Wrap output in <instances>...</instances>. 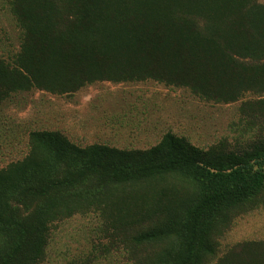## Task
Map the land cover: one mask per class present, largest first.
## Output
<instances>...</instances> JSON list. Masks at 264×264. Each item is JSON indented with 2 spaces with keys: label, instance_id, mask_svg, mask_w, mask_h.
<instances>
[{
  "label": "trees",
  "instance_id": "1",
  "mask_svg": "<svg viewBox=\"0 0 264 264\" xmlns=\"http://www.w3.org/2000/svg\"><path fill=\"white\" fill-rule=\"evenodd\" d=\"M18 30L0 57V104L38 90L154 81L246 117L243 143L206 150L167 132L145 150L80 147L33 131L0 169V264H41L49 227L99 213L128 264H264V241L219 253L264 206V0H1ZM254 131H257L254 133Z\"/></svg>",
  "mask_w": 264,
  "mask_h": 264
},
{
  "label": "rangeland",
  "instance_id": "2",
  "mask_svg": "<svg viewBox=\"0 0 264 264\" xmlns=\"http://www.w3.org/2000/svg\"><path fill=\"white\" fill-rule=\"evenodd\" d=\"M18 36L9 14L0 10V57L17 51ZM256 98L247 93L236 103L213 104L154 81L97 82L71 95L15 93L0 104V169L24 158L33 131L59 133L80 147L120 150L148 149L167 132L202 150L222 141L243 143L254 135L241 137L246 117L239 107ZM113 233L99 213L56 222L41 264H128ZM245 241H264V206L233 220L219 239L218 255Z\"/></svg>",
  "mask_w": 264,
  "mask_h": 264
}]
</instances>
